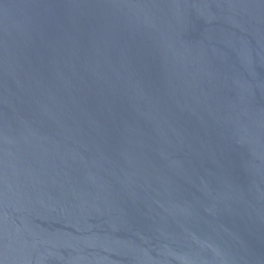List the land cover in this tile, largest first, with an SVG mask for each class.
<instances>
[{"label": "water", "instance_id": "obj_1", "mask_svg": "<svg viewBox=\"0 0 264 264\" xmlns=\"http://www.w3.org/2000/svg\"><path fill=\"white\" fill-rule=\"evenodd\" d=\"M0 264H264V0H0Z\"/></svg>", "mask_w": 264, "mask_h": 264}]
</instances>
